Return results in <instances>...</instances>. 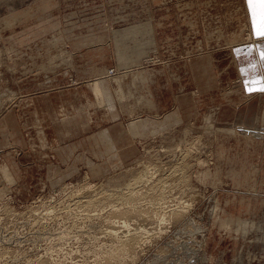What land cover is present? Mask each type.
Returning a JSON list of instances; mask_svg holds the SVG:
<instances>
[{"label":"rangeland","instance_id":"1","mask_svg":"<svg viewBox=\"0 0 264 264\" xmlns=\"http://www.w3.org/2000/svg\"><path fill=\"white\" fill-rule=\"evenodd\" d=\"M253 32L247 0H0V264H264Z\"/></svg>","mask_w":264,"mask_h":264},{"label":"snow or ice","instance_id":"2","mask_svg":"<svg viewBox=\"0 0 264 264\" xmlns=\"http://www.w3.org/2000/svg\"><path fill=\"white\" fill-rule=\"evenodd\" d=\"M247 6L251 11L252 28L257 37H264V0H247ZM239 52V49L236 50ZM260 57L264 60V46L261 47ZM255 67V65H253ZM242 71H247L242 69ZM254 87H249L248 91H264V76L258 77L256 80L250 81Z\"/></svg>","mask_w":264,"mask_h":264},{"label":"crops","instance_id":"3","mask_svg":"<svg viewBox=\"0 0 264 264\" xmlns=\"http://www.w3.org/2000/svg\"><path fill=\"white\" fill-rule=\"evenodd\" d=\"M253 31H254V29H253ZM253 33L255 35V32H253ZM262 46H264V39L260 40L258 43H256V46L253 49V56L256 59V66L255 67H253V66L251 67L252 69H254V71H253L254 75L252 76V81L256 80L258 77L264 76V60H262L261 57H260V50H261ZM248 68H249V64H248ZM254 77H256V79H254ZM94 85L98 86V89H97V91H95V93L97 94L98 90H100V94H102L100 83L98 81H95L92 84V88L95 90ZM259 94L261 95L262 98H264V91H260L259 90ZM237 116H238V118L241 117L239 112L237 113ZM258 118L261 120L262 123H264V100L261 101V105L259 107ZM256 119H257V117H256Z\"/></svg>","mask_w":264,"mask_h":264},{"label":"bare ground","instance_id":"4","mask_svg":"<svg viewBox=\"0 0 264 264\" xmlns=\"http://www.w3.org/2000/svg\"><path fill=\"white\" fill-rule=\"evenodd\" d=\"M176 3V2H175ZM59 40V39H58ZM64 42V41H63ZM60 54V53H59ZM34 57V56H33ZM32 58V57H31ZM51 60V59H50ZM67 60V59H66ZM49 62V61H48ZM53 63V62H52ZM71 64V63H70ZM50 67V66H49ZM39 68H41V67H39ZM63 68V67H62ZM72 69V68H71ZM125 76H126V74H124ZM115 76V75H114ZM118 77V76H117ZM116 79H119V78H116ZM122 80V79H121ZM120 80V81H121ZM134 80V79H133ZM134 82V81H133ZM132 82V83H133ZM120 83V82H119ZM115 85V84H114ZM128 85V84H127ZM117 86V85H116ZM94 87H95V90L94 91H97V89H98V86L97 85H94ZM131 88V87H130ZM130 88H128V89H130ZM135 89V88H134ZM136 90V89H135ZM119 91L121 92V95L123 96V98H124V96L127 94L126 92H127V90H125V88L124 87H122V86H120L119 87ZM134 92V91H133ZM117 93V92H116ZM98 95L100 94V90H98V93H97ZM134 94V93H133ZM131 95H132V93H131ZM117 97V96H116ZM204 164V163H203ZM5 166V165H4ZM170 171V170H169ZM7 174V173H6ZM9 178V177H8ZM179 178V177H178ZM93 186V185H92ZM135 187V186H134ZM87 188V187H86ZM132 188V187H131ZM139 194V193H138ZM135 195V194H134ZM154 201V200H153ZM118 202V201H117ZM121 203V202H120ZM119 203V204H120ZM122 207V206H121ZM118 208V207H117ZM118 232V231H117ZM115 234V233H114ZM120 235V234H119ZM116 237V236H115ZM122 243V242H121ZM125 249V248H124Z\"/></svg>","mask_w":264,"mask_h":264}]
</instances>
